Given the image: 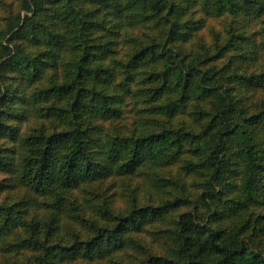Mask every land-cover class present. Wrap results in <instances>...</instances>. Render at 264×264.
I'll return each instance as SVG.
<instances>
[{
	"label": "trees",
	"instance_id": "obj_1",
	"mask_svg": "<svg viewBox=\"0 0 264 264\" xmlns=\"http://www.w3.org/2000/svg\"><path fill=\"white\" fill-rule=\"evenodd\" d=\"M207 1L218 14L228 6L241 8L238 0ZM85 2L106 3L104 0L99 3L96 0H28L23 6L24 18L18 15L8 25L11 43L2 47L0 69L14 66L13 71L31 83L42 76L49 77L50 84L40 94L45 100H55L50 110L60 118L64 129L43 138H28L22 143L29 152L20 156V181L32 193L49 196L57 213H51L45 221H37L31 227L22 216L25 211L19 209L29 203L1 204L0 242L4 251L11 252L24 242L34 252L27 264H67L79 258L91 260L112 254L114 249L126 247L125 236L130 229L138 231L150 220L161 218L170 205L141 207L118 218L103 210L101 216L108 217L109 222L116 221L114 227H98L90 240L57 245L53 238L59 229L60 213L66 208L63 201L67 193L113 173H132L145 163L174 164L183 153L190 152L198 161H190L185 168L202 173L197 200L207 213L199 212L200 207L196 206L177 215L168 232L170 248L162 255H149L141 264H264V241H258L264 234V139L259 138V132L264 133V109L247 116L243 108L237 109L232 89L226 81L213 75L214 70L200 67V61L169 45L185 36L181 29L188 28L186 23H180L183 6L178 0H121L117 4L118 14L125 19V23H118L121 28L125 24V27L133 26L141 16L144 20L160 22L154 24L156 27L165 26L166 38L162 43L141 46L127 62L120 64L123 78L114 87L130 92L133 73L138 69L139 72L153 71L149 76L157 84L151 89V95L156 101H164L156 108L166 116L160 121L162 124H172L175 110L186 108L188 102L210 100L212 110L206 114V125L198 133L183 127L163 126L159 133L103 143L94 133L97 131L94 122L97 117H115L120 110L121 96L111 87L114 68L99 61V55L114 53L110 49L114 42L100 43L97 37H89L97 26L82 10ZM255 3L248 2L250 12L257 8ZM117 28L118 25L111 27L115 29L111 34ZM39 34L44 37L42 44L46 51L36 54L30 48L42 46ZM20 38L28 40L27 45L31 47L27 49L26 42L14 40ZM63 52H71L75 56L73 62L72 55L67 59ZM92 62L97 65L91 67ZM158 64L160 69L156 71ZM65 67L70 69L64 77ZM0 77L3 78L1 74ZM15 93L0 83V118L5 112H20L23 102L33 99L27 93L16 98ZM175 95L178 100H173ZM15 133L14 130L12 137ZM189 146L192 148L186 149ZM10 153V157L2 156L0 161L2 158L13 161L16 149H10ZM229 174H240V182H230ZM230 188L238 192L234 199L225 198L224 190ZM30 198L23 201H31ZM75 218L80 220L76 214ZM220 219L230 224L219 225ZM18 227L30 229L28 238L16 245L4 243Z\"/></svg>",
	"mask_w": 264,
	"mask_h": 264
},
{
	"label": "rangeland",
	"instance_id": "obj_2",
	"mask_svg": "<svg viewBox=\"0 0 264 264\" xmlns=\"http://www.w3.org/2000/svg\"><path fill=\"white\" fill-rule=\"evenodd\" d=\"M25 1L28 0H0V63L3 62L4 56L2 47L11 43L8 25L18 15L24 18ZM96 1L99 3L102 0ZM104 1H106L105 5L85 2L81 8L84 13L90 15V20L97 26L91 30L89 37H97L100 43H105L107 40L114 42V45L110 47L113 54L99 55L101 63L114 68L113 86L111 84V87H114L123 78L120 64L127 62L141 46L162 43L166 38L164 34L166 29L165 26H154L157 20L156 22L144 20L141 16L137 18L133 26L125 27V24L123 29L118 23L120 21L125 23V19L118 14L117 10L119 7L117 4L121 0ZM207 2V0H178V3L183 6L179 15L180 23L181 25L186 23L188 28L181 29V32L186 33L185 36L169 45L180 49L195 61H200V67L214 70L213 75L221 81H226L232 89L237 109L243 108L247 116L254 115L264 109V0H247L246 2L238 0L241 7L239 10L228 6L222 14L211 9ZM248 2H256L257 8L250 12L247 8ZM106 5L110 7L106 8ZM116 25L118 28L115 34H111V30H115L111 27ZM238 36L239 39H237ZM38 37L42 40V46L34 45L32 48H30L31 45L30 47L27 45L28 40L22 38L14 40L20 41L21 44L26 42L27 49L30 48L38 54L46 51V47L42 44L44 37L41 34ZM230 39L233 40L232 44L229 43ZM63 55L70 59L72 53L63 52ZM74 58L75 56L72 55V62ZM95 65L97 64L93 63L91 67ZM144 68L141 67V69ZM69 69L65 67L64 77L68 75ZM158 69H160L159 64L155 70ZM13 70L14 66L1 67L0 74L3 78L0 77V83L3 87L15 90L16 98L22 93L24 95L27 93L29 96L32 95L33 99L23 102L20 112H5L0 118V157H10V149H16L13 161H4L3 158L0 161V205L29 203L27 207L23 206L19 209L22 212L25 211L22 216L29 225H32L31 227H34L35 222L45 221L51 213L57 212L52 208L53 202L50 201L49 196L32 193L20 181L22 171L18 166L20 156L29 152L22 143L28 138H43L44 135L60 132L64 129V124L50 110V107L56 103L55 100H45L40 94V91L50 84L49 77L44 79L42 76L31 83L30 79L20 77ZM152 72H145V70L139 72L138 69L136 73H133L130 92L121 87H114L121 96L118 114L112 118L97 117L94 122L97 126V131L94 133L100 136L103 143L116 138L143 137L144 134L159 133L163 126V128L183 127L192 133L202 131L208 119L206 114L211 113L212 102L210 100L188 102L186 108L175 110L171 118L172 124H162L160 121L166 119V116L156 108L164 101H156L151 95V89L157 84L149 76ZM242 78L244 81L241 80ZM248 80H250L249 83H247ZM173 100H178L177 95L173 97ZM17 105L20 104L17 103ZM4 110L7 111L8 108ZM14 130L17 133L12 137ZM259 133V138L264 139V133ZM231 147L232 150L236 148L235 144ZM191 148L192 146L186 147V149ZM194 157L188 152L183 153L174 164L154 166L145 163L132 173L124 175L113 173L103 179L83 183L69 191L63 201L66 208L60 213L59 229L53 238V242L57 245H69L75 240H90L95 235V230L99 229L98 227L101 229L114 227L116 221L109 222L108 217L101 216L103 210H108L112 214L111 217L118 218L141 207H157L165 203L170 206L161 218L150 220L138 231L130 229L125 236L126 247L116 248L112 254H104L91 260L79 258L67 264H141L149 255L166 253L171 245L168 232L177 215L192 210L196 206L200 207L199 212L207 213L197 200L201 189L202 173L185 168L190 161L194 163L198 161ZM10 163L11 166H9ZM229 179L230 182L239 183L240 174L236 176L229 174ZM224 192L226 199H234L238 194L235 188L226 189ZM27 197H31L32 200L23 201ZM75 214L79 216V221L75 218ZM218 222L219 225L230 224L226 219L222 221L220 219ZM29 231L28 227L15 228L6 237L4 243L16 245L28 238ZM41 233L43 236L44 230ZM261 237L258 240L260 242L264 241V234ZM20 243L19 248L15 246L11 252L6 253L3 242H0V264H27L34 252L26 246V243V245L24 242ZM49 243L52 241L50 240Z\"/></svg>",
	"mask_w": 264,
	"mask_h": 264
}]
</instances>
